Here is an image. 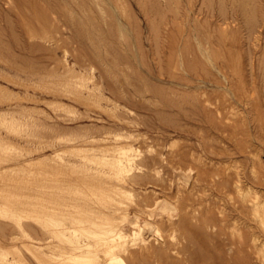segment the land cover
<instances>
[{"label": "rangeland", "instance_id": "obj_1", "mask_svg": "<svg viewBox=\"0 0 264 264\" xmlns=\"http://www.w3.org/2000/svg\"><path fill=\"white\" fill-rule=\"evenodd\" d=\"M251 3L0 0V166L6 169H0V227H6L0 229V246L5 248H0V255L6 253V264H64L61 258L44 253L59 257L64 246L79 238L90 239L93 246L101 248H97L100 258L107 259L108 248H102L99 240L100 232L110 228L106 221L112 203L106 185L109 178L99 179L96 169L85 173L81 166H71L74 170L63 167L62 158H78L67 151L79 149L76 146L82 143L74 139L84 133L120 134L133 147L131 157L135 160L128 168L130 173H125L135 183L130 196L122 198L125 218L120 213L127 239L119 242L123 245H119V253L126 264H133L128 253H139L142 246L132 237L135 213L162 217V210L154 205L161 197L176 195L179 169L193 172L198 198L188 201L184 193L180 205L183 212L189 204L203 205L193 220L196 225L212 215L218 218L225 205L202 180L203 173L230 166L240 151L247 152L238 158L247 169L252 164L250 153L260 156L256 167L264 195V0ZM81 82L88 83L85 89ZM96 144L95 149L105 147ZM230 156L234 160L228 159ZM219 178L216 180L221 182ZM66 197L81 201L82 212L64 217L61 207ZM206 203L213 205L207 213ZM21 222L27 225V233L19 227ZM65 223L76 228V233L71 230L65 236L58 231ZM161 223L166 243L151 237L150 250L163 246L168 248V257L150 258L147 262L151 264H236L237 260V264H248L245 258L250 250L230 243L236 238L228 228L221 238L220 224L207 229L210 237L219 241L207 244L209 251L200 254L203 243L191 241V234L182 230L171 237L169 221L163 218ZM258 236L254 263L264 264V234L258 231ZM144 257L137 263L146 264Z\"/></svg>", "mask_w": 264, "mask_h": 264}, {"label": "bare ground", "instance_id": "obj_2", "mask_svg": "<svg viewBox=\"0 0 264 264\" xmlns=\"http://www.w3.org/2000/svg\"><path fill=\"white\" fill-rule=\"evenodd\" d=\"M46 1V0H45ZM48 1V0H47ZM97 1V0H96ZM250 1V0H249ZM83 2V1H82ZM94 2V1H93ZM249 3V2H248ZM253 3V0H252ZM251 3V5H252ZM244 4V2H243ZM97 5V4H96ZM248 4H246L247 6ZM249 6V5H248ZM256 6V5H254ZM81 7V6H79ZM153 6H151L152 8ZM150 8V10H152ZM248 8V7H247ZM154 9V7H153ZM255 9V8H254ZM245 11V10H244ZM248 13V12H247ZM247 16V15H246ZM254 15H252L253 18ZM89 17V16H88ZM103 18V17H102ZM114 18V17H113ZM247 19V18H246ZM251 19V17L249 18ZM264 19V18H263ZM93 20V19H92ZM251 21V20H250ZM254 22V19L252 20ZM251 21V22H252ZM258 21V20H257ZM91 22V21H90ZM252 22V23H253ZM89 23V22H88ZM119 26V25H117ZM155 26V25H154ZM255 26V25H254ZM92 27V26H91ZM118 28V27H117ZM116 28V30H117ZM155 28V27H154ZM157 28V26H156ZM254 28V27H253ZM256 28V27H255ZM93 29V28H92ZM108 29V28H107ZM251 29V27H250ZM82 31V30H81ZM87 31H91L90 29H88ZM119 31V29H118ZM254 31V30H253ZM85 32V31H84ZM83 32V33H84ZM97 32V31H96ZM102 32V31H101ZM100 32V33H101ZM112 32V31H111ZM121 32V31H120ZM78 33V32H77ZM82 33V34H83ZM93 33V32H92ZM85 34V33H84ZM88 35V33H86ZM125 34V32H124ZM252 34V33H251ZM94 35V34H93ZM86 36V35H85ZM89 36V35H88ZM92 36V35H91ZM125 36V35H124ZM90 37V36H89ZM118 37V36H117ZM92 38V37H91ZM225 38V37H224ZM229 38V37H228ZM123 39V38H122ZM125 39V38H124ZM88 40V39H87ZM95 41V40H94ZM93 41V42H94ZM97 41V40H96ZM119 41V40H118ZM126 41V40H125ZM227 41V40H226ZM97 43V42H96ZM94 46H97L95 44H93ZM99 45V44H98ZM198 45V44H197ZM93 46V48H94ZM204 46V45H203ZM100 47V46H99ZM98 47V50H99ZM97 48V47H96ZM226 48V47H225ZM205 49V48H204ZM89 50V49H88ZM96 50V49H93ZM208 50V49H207ZM97 52V50H96ZM101 52V51H99ZM96 54V53H95ZM105 54V53H104ZM188 56V55H187ZM109 57V56H108ZM114 58V57H113ZM214 58V57H213ZM217 58V57H216ZM215 58V59H216ZM236 61V60H235ZM128 63V62H127ZM239 64V63H238ZM126 65V64H125ZM190 65V63H189ZM66 66V65H64ZM223 68V67H222ZM224 69V68H223ZM69 70V69H68ZM66 70V71H68ZM162 70V68H161ZM72 72V70H69V72ZM221 71V70H220ZM74 74L76 73V71H73ZM123 72V71H122ZM133 72V71H132ZM196 72V71H195ZM67 74V73H66ZM69 75V73H68ZM170 75V74H169ZM173 75V74H172ZM208 75V74H207ZM71 76V74H70ZM177 76V75H176ZM174 77V76H173ZM200 77V76H199ZM80 78V77H79ZM84 79V78H83ZM143 79V78H142ZM91 80V77L90 79ZM88 80V81H89ZM202 80V79H201ZM220 80V79H219ZM87 81V80H86ZM90 82V81H89ZM153 82V81H152ZM86 83V82H85ZM80 86L82 89L86 88L84 86H87L88 83H86V85L84 84V82L80 83ZM133 86V85H132ZM170 86V85H169ZM90 87V86H89ZM161 87V86H160ZM77 88V87H76ZM157 88V87H156ZM163 88V87H162ZM172 88V87H171ZM80 89V88H79ZM155 89V88H154ZM153 89V90H154ZM232 89V88H231ZM77 90V89H76ZM87 90V89H86ZM146 90V88H145ZM152 90V89H151ZM165 90V88H164ZM240 90V89H238ZM91 91V88H90ZM172 91V90H171ZM176 91V90H175ZM84 92V90L81 91V93ZM88 92V90H87ZM156 92V90H155ZM160 92V90H159ZM54 93V92H53ZM80 93V92H79ZM91 93V92H90ZM195 93V91H194ZM237 93V92H236ZM206 94V93H205ZM75 95V94H74ZM88 95V94H87ZM92 95V93H91ZM93 96V95H92ZM77 97V96H76ZM81 97V94L80 96ZM86 98V97H85ZM181 98V97H180ZM199 98V97H198ZM236 98V97H235ZM84 99V98H83ZM91 99H93V97H91ZM218 99V98H217ZM241 99V98H240ZM82 100V98H81ZM85 100V99H84ZM247 100V99H245ZM92 101V100H91ZM78 102V101H77ZM83 102V101H81ZM159 102V101H158ZM206 102V101H205ZM242 102V100H241ZM154 104V103H153ZM235 106V105H234ZM238 106V105H237ZM218 108V107H217ZM216 108V109H217ZM177 109V108H176ZM203 109V108H202ZM235 110V109H234ZM199 111V110H197ZM218 112V110H217ZM220 112V111H219ZM235 112V111H234ZM85 115V114H84ZM80 119V118H78ZM77 119V120H78ZM76 120V121H77ZM83 120V119H82ZM92 120V119H91ZM75 121V122H76ZM98 126V125H97ZM68 127V126H67ZM66 127V128H67ZM94 127V126H93ZM59 129V128H58ZM89 129V128H88ZM73 130V129H72ZM85 130V129H83ZM107 134V132H106ZM104 133H102L101 135H89L86 136L85 133L84 135L82 134V136H78L76 137V139L74 140H80V142L82 143L80 147L76 146L79 149H75L73 151L70 150V148L68 149L67 152H74L71 155H74L76 158L75 160L72 159H64L62 158V156L60 157V159L62 158V160L64 161L63 167H66L70 169L71 166H79L78 168L83 167L84 169H86V171H84L85 173L87 172V170H91V172H93L96 169V174H101L99 179H102L104 176L108 177L107 179L108 184L107 185V191H108V195L109 198H111V204H110V213L109 214V219L106 221H109V226L110 228H108V230H106L104 228V230H106L104 232V230H102L103 233L101 241L99 240L101 247L103 248L104 245H106V247L108 248L106 250L107 252V259L103 260L100 258L99 256V251L96 246H93L94 244H92L93 242L90 239H84V238H79L77 239V241H74L75 243L69 246H67V248H65L64 246V253L61 256H56L53 254H49V253H44L45 256H53V257H57V258H61L62 262L64 264H126L125 263V259H123V257L121 256V254L119 253V242L120 241H124V239L127 237L124 233V229L122 228V223H124V221L122 220V218L120 217V213H122V203L123 200L122 198L126 195L131 194V190H133L134 187V183L132 179L129 178V175L126 174L125 172L128 171L129 166L131 167V165L133 164V160L131 157V150H132V145L125 140V138H123L122 135L120 134H116L115 136H109L106 135ZM126 138H128V136H126ZM96 142H100L105 147L99 148V149H95L97 147ZM193 143V142H192ZM72 148V147H71ZM74 149V148H73ZM40 150V149H39ZM193 150V149H192ZM41 151V150H40ZM257 151V150H256ZM34 152V151H33ZM66 152V153H67ZM256 153V152H255ZM32 154V153H31ZM64 154V153H63ZM70 154H68L70 156ZM161 154V153H159ZM196 154V153H195ZM222 154V153H221ZM247 152L245 153L244 151H240L238 152L235 156L237 157V160H234V157L230 156L228 159H232L234 160L233 163L231 161V165L226 166L224 169H218L215 171H205L203 174L204 178L202 179L203 181H206L207 184H209L212 189L215 191V193L218 195L219 198H221V200L223 201V209L220 210V214L219 217H215V216H210L207 219H205L201 225H196L193 224V220L196 217V213L199 207H202L203 205L199 204L197 206V204L192 203L189 204L187 207L188 209H186L185 212H183V207H181L180 205V201H183V196L185 195L184 193L187 194L186 200L193 201V198L195 199L197 197V193H196V187L193 185L192 182V173L189 171L188 172H183L179 169V172L176 173L177 175V184H178V191H176V195L174 197H170V198H164L161 197L157 203H155V209H161L163 216L160 217L159 215H154L152 213L148 214L147 216H145V214H143L142 212H136L135 214H137L136 220L133 222L132 226L134 225L136 227V230L134 232V236L133 240L135 242H140L142 244L141 246V251H139V253H128L130 256L131 261L133 262V264H138L137 262L140 260L139 257L145 256L147 258L144 257V259H146V264H151L149 262H147L148 259L150 258H157V259H167L168 257V248L167 249H162L161 247H159V250L156 249V251H151L150 250V244L152 242V238H156L157 240H162L163 243H166V239L164 238V236L162 235L163 231H161V219L165 218L166 220L169 221V231H170V236L174 237L175 233H177V231L182 230L184 231V233H189L191 234V238H193L191 241H195L197 243H203L204 246L200 247V254L201 252L206 253V251H209V246H207V244L211 243H217L219 241V239L217 238V240L215 238L210 237V234H208V228L209 227H216L217 225H219V232L218 234L220 235V237L222 238L223 236L226 235V228L229 229V231L231 232V236L234 237V239L236 238V240L234 241H230V243L237 245L238 247L240 245L246 246L249 250H250V254L248 256V264H255L254 263V249L256 250V246H258L257 244L260 241V236H258V231H261V233L264 234V195L262 194V189H260V183L259 182V170L256 167V162H258L260 159V156L257 155H253L252 153L250 156V159L252 160V164L250 165L249 169H247V167L245 168L243 164L240 163L239 161V157L241 156H246ZM192 155V153H191ZM65 156V154H64ZM133 156V154H132ZM184 156V155H183ZM190 156V155H189ZM193 156V155H192ZM227 156V155H226ZM234 156V155H233ZM68 157V156H67ZM66 157V158H67ZM73 157V156H71ZM194 157V156H193ZM55 158V157H54ZM69 158V157H68ZM134 158V157H133ZM167 158V157H166ZM181 158V157H180ZM185 158V157H184ZM201 158V157H200ZM204 158V157H203ZM225 158V157H224ZM227 158V157H226ZM242 158V157H241ZM246 158V157H245ZM176 159V158H174ZM178 159V158H177ZM211 159V158H210ZM249 159V158H248ZM183 160V159H181ZM202 160V158H201ZM201 160L199 162H201ZM9 161V160H8ZM193 161V160H191ZM211 161V160H210ZM209 161V162H210ZM62 162V161H61ZM171 162V161H170ZM196 162L198 164V161L196 159ZM19 163V162H18ZM211 163V162H210ZM209 163V164H210ZM2 164V163H1ZM62 164V163H61ZM87 164V165H86ZM89 164H93V166H90ZM171 164V163H170ZM181 164V163H180ZM195 164V163H194ZM201 164V163H200ZM214 164V163H213ZM218 164V163H217ZM258 164V163H257ZM4 165V164H3ZM203 165V164H202ZM212 165V163H211ZM220 165V164H219ZM248 165V164H247ZM17 166V165H16ZM90 166V167H88ZM96 166V168H95ZM101 166V167H100ZM201 166V165H200ZM1 167V166H0ZM138 167V166H137ZM141 166H139L140 168ZM210 167V166H209ZM8 168V167H7ZM73 170L75 169V167H71ZM78 168H76L78 170ZM82 168V170H84ZM103 168V169H101ZM104 168H106V170H104ZM135 168V167H134ZM191 168V167H190ZM221 168V167H219ZM1 170L5 169L3 168V166L0 168ZM132 169V168H131ZM176 169V168H174ZM211 169V168H210ZM217 169V168H216ZM6 170V169H5ZM72 170V171H73ZM80 170V169H79ZM134 170V169H133ZM194 170V169H193ZM63 171V169H62ZM70 171V170H67ZM88 171V172H89ZM132 171V170H130ZM66 172V171H65ZM76 172V170L74 171ZM72 172V173H74ZM83 173V171H81ZM129 172V171H128ZM127 172V173H128ZM172 172V171H171ZM68 173V172H67ZM78 173H80V171H78ZM81 173V174H82ZM85 173L84 176L86 175ZM90 173V172H89ZM88 173V174H89ZM95 173H93L95 175ZM124 173L126 175H128L126 177V175H124ZM130 173V172H129ZM65 174V173H64ZM87 174V175H88ZM263 174V173H262ZM262 174L260 173V175L262 176ZM61 175V174H60ZM63 175V174H62ZM66 175V174H65ZM90 175V174H89ZM92 175V174H91ZM93 175V176H94ZM96 175V176H97ZM95 176V177H96ZM133 176V175H132ZM136 176V175H135ZM65 177V176H63ZM80 177V176H79ZM102 177V178H101ZM139 177V176H138ZM150 177V176H149ZM175 177V176H174ZM195 177V176H194ZM197 177V176H196ZM217 177H220L222 179L221 182H218L216 180ZM67 178V177H66ZM72 178V177H70ZM105 178V177H104ZM144 178V176H143ZM219 178V179H220ZM62 179V178H61ZM75 179V178H74ZM86 179V178H85ZM98 179V178H97ZM140 179V177H139ZM149 179V178H148ZM164 179V178H163ZM175 179V178H174ZM65 180V179H64ZM70 180V179H69ZM200 178L198 179V182H200ZM262 180H264L262 178ZM62 181V180H61ZM75 181V180H74ZM147 181V180H146ZM164 181V180H163ZM261 181V180H260ZM78 182V180H77ZM138 182V181H137ZM171 182V181H169ZM173 182V181H172ZM263 182V181H262ZM64 183V182H63ZM68 183V181H67ZM66 183V184H67ZM72 182H69V184H71ZM74 183V182H73ZM65 184V183H64ZM77 184V183H76ZM84 184V183H81ZM205 184V183H204ZM80 185V184H79ZM173 185V183H172ZM175 185V184H174ZM262 185V184H261ZM65 186V185H64ZM99 186V185H98ZM141 186V185H140ZM67 187H69L67 185ZM77 187V186H76ZM79 187V186H78ZM102 187V186H101ZM156 187V186H155ZM100 188V186H99ZM98 188V190L100 191V189ZM104 188V186L102 187ZM160 188V187H159ZM70 189V187H69ZM96 189V188H95ZM210 189V188H209ZM85 190V189H84ZM97 190V191H98ZM105 190V189H104ZM196 190V191H195ZM62 191H64L62 189ZM67 191V190H66ZM70 191V190H69ZM105 191V192H107ZM153 191V190H151ZM72 192V191H71ZM80 192V191H78ZM155 192V191H154ZM205 192V191H204ZM74 193V192H73ZM77 193V192H76ZM84 193V192H83ZM207 192H205L206 194ZM210 193V192H209ZM68 194V193H66ZM99 194V193H98ZM102 194V193H101ZM158 194V193H157ZM199 194V193H198ZM213 194V193H212ZM64 195V194H62ZM70 196V194H68ZM201 195V194H200ZM199 195V196H200ZM130 196V195H129ZM160 196V195H159ZM203 195H201L200 197H202ZM207 196V195H206ZM64 198V196H62ZM89 197V196H88ZM138 197V196H137ZM148 197V196H147ZM217 197V196H216ZM217 197V198H218ZM62 198V199H63ZM68 197H66L64 204H62L61 207V212L63 214L64 217H70V216H74V214L79 213L82 209H84V204L81 205L80 202H72L70 201V199H67ZM74 198V197H72ZM198 198V197H197ZM79 199V198H78ZM77 199V200H78ZM157 199V198H156ZM202 199V198H201ZM208 199V198H207ZM212 199V198H211ZM216 199V198H215ZM68 200V201H67ZM72 200V199H71ZM76 200V199H75ZM93 200V199H92ZM200 200V199H199ZM205 200V199H204ZM214 200V199H213ZM64 201V199H63ZM110 201V200H109ZM206 201V200H205ZM207 201H210L209 199ZM218 201V199H217ZM222 201H218L219 203H221ZM198 202V201H197ZM215 203H218L214 200ZM63 203V202H62ZM189 203V202H188ZM205 203V202H204ZM208 203V202H207ZM206 203V204H207ZM212 203V202H210ZM184 204V203H183ZM203 204V203H202ZM7 205V204H5ZM88 205V204H87ZM109 205V204H108ZM205 207V212H209L212 210L213 205H209ZM4 206V205H2ZM18 206V205H17ZM153 206V207H154ZM217 207V206H216ZM220 206V208H222ZM4 208H8L6 206H4ZM2 208V209H4ZM19 208V207H18ZM36 208V207H35ZM92 208V207H91ZM147 208V207H146ZM37 209V208H36ZM94 209V208H93ZM90 209V210H93ZM106 209V208H105ZM138 209V208H137ZM152 209V208H151ZM183 209V210H182ZM216 209V208H215ZM218 209V208H217ZM89 210V211H90ZM94 210L98 211L97 208H95ZM150 210V209H149ZM219 210V209H218ZM217 210V211H218ZM7 211V210H6ZM28 211V210H27ZM108 211V213H109ZM152 211V210H151ZM156 211V210H155ZM15 212V211H14ZM22 212V211H21ZM82 212V211H81ZM80 212V213H81ZM135 212V211H134ZM1 213V212H0ZM8 213V212H7ZM6 213V215H7ZM97 213V212H96ZM102 213V212H101ZM126 213V212H125ZM155 213V212H154ZM205 213V214H206ZM5 214V213H4ZM123 214V213H122ZM129 213L127 212L126 215H128ZM204 214V215H205ZM212 214V213H211ZM3 215V214H2ZM97 215V214H96ZM103 215V213H102ZM105 215V214H104ZM125 214H123L122 216H124ZM199 215V214H198ZM128 217V216H126ZM25 218V216H24ZM35 218V217H34ZM125 218V216H124ZM174 218H177V221H175ZM5 219V218H4ZM97 219V218H96ZM128 219V218H127ZM1 220V219H0ZM62 220V219H61ZM37 221V220H36ZM6 222V221H5ZM18 222V221H17ZM23 223V222H21ZM19 223V227L22 228V230L24 232L27 233L28 229L26 230L24 223L21 224ZM165 223V222H163ZM197 223V222H196ZM7 224V223H6ZM17 224V223H16ZM26 224V223H25ZM56 224V223H55ZM8 225V224H7ZM6 225V226H7ZM13 225L10 223V226ZM65 225H67V223H65ZM64 224L62 225V228L59 227L58 231L64 233L65 236H67V233L71 232V230H73V228L71 226H65ZM97 225V223H96ZM3 226L4 228V224L1 225V227ZM9 226V227H10ZM101 226V225H100ZM167 226V225H166ZM0 227V229H1ZM58 227V224H57ZM56 227V230H57ZM86 227V226H85ZM2 228V229H3ZM6 228V227H5ZM4 228V229H5ZM29 228V226L27 227ZM33 228V227H32ZM82 228V227H81ZM1 229V230H2ZM13 229V227H12ZM49 229V228H48ZM76 228H74V230L72 231V233H76ZM31 230V229H30ZM33 230H35V228H33ZM55 230V229H54ZM81 230V229H80ZM84 230V229H83ZM168 230V229H167ZM3 231V230H2ZM53 231V229L51 230ZM133 231V230H132ZM168 231V232H169ZM31 233V231H29ZM56 232V231H55ZM85 232V231H84ZM92 232V231H91ZM5 233V232H4ZM3 233V234H4ZM52 233V232H51ZM97 233L94 231V234ZM10 234V233H9ZM71 234V233H70ZM29 235V234H28ZM72 235V234H71ZM92 235V234H91ZM96 235V234H95ZM101 235V234H100ZM130 235V234H129ZM133 235V234H132ZM77 236V235H76ZM98 236H99V232H98ZM169 236V237H170ZM10 237V236H9ZM94 237V236H93ZM101 237V236H99ZM131 237V238H132ZM262 237V236H261ZM78 238V236H77ZM167 238V237H166ZM33 240H36L35 238L32 237ZM60 239V238H59ZM92 239V238H91ZM127 239V238H126ZM7 240V239H6ZM38 240V239H37ZM36 240V241H37ZM222 240V239H221ZM39 241V240H38ZM67 241V240H66ZM131 241V240H130ZM223 241H226V238H224ZM68 243V242H67ZM98 243V242H97ZM96 243V244H97ZM224 243V242H223ZM226 243V242H225ZM126 244V243H125ZM138 244V243H136ZM166 245V244H163ZM206 245V246H205ZM38 246V245H37ZM99 246V245H98ZM123 246V245H122ZM129 246V245H128ZM226 246V245H225ZM231 246V245H230ZM105 247V246H104ZM135 247V246H134ZM169 247V246H168ZM1 250H5L4 247H1ZM43 248V247H42ZM49 249H54L56 247L53 246H49ZM123 248V247H122ZM161 248V249H160ZM215 248V247H213ZM231 248V247H230ZM234 248V247H233ZM37 249L41 250V247L38 246ZM101 249V248H99ZM121 249V248H120ZM126 249V248H125ZM128 250V249H126ZM140 250V249H139ZM170 250V249H169ZM216 250V249H214ZM231 250V249H230ZM42 251V250H41ZM123 251V250H122ZM128 252V251H127ZM135 252V251H134ZM21 253V252H20ZM2 254V253H1ZM23 255V254H22ZM203 255V254H202ZM127 256V255H126ZM1 259L3 260L2 263H7L8 259H7V255L5 253V255H0ZM128 257V256H127ZM214 257V256H213ZM205 258V257H203ZM216 258V257H215ZM211 259V257H210ZM10 260V259H9ZM143 260V259H141ZM153 260V259H152ZM149 261V260H148ZM11 262V261H10ZM9 262V263H10ZM23 263V260L20 261ZM142 262V261H141ZM238 260L235 262L237 264ZM242 262V261H241ZM1 263V264H2ZM8 263V264H9ZM12 263V262H11ZM44 263V262H43ZM13 264V263H12Z\"/></svg>", "mask_w": 264, "mask_h": 264}]
</instances>
